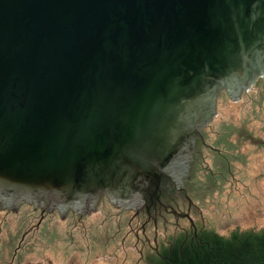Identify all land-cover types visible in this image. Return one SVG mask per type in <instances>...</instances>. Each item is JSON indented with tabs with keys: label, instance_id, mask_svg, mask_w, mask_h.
<instances>
[{
	"label": "water",
	"instance_id": "water-1",
	"mask_svg": "<svg viewBox=\"0 0 264 264\" xmlns=\"http://www.w3.org/2000/svg\"><path fill=\"white\" fill-rule=\"evenodd\" d=\"M258 74L264 0H0V206L162 205Z\"/></svg>",
	"mask_w": 264,
	"mask_h": 264
},
{
	"label": "rangeland",
	"instance_id": "rangeland-1",
	"mask_svg": "<svg viewBox=\"0 0 264 264\" xmlns=\"http://www.w3.org/2000/svg\"><path fill=\"white\" fill-rule=\"evenodd\" d=\"M244 91L233 102L218 97L203 136L218 148L219 165L204 150L207 163L193 167L188 189L198 207L190 211L194 222L222 236L264 225V76ZM207 168L212 179L205 178ZM94 208L65 216L50 213L35 227L37 212L29 204L0 207V264H145L146 240L130 209L118 210L107 201ZM161 228L157 239L164 235ZM145 235L151 243L150 226Z\"/></svg>",
	"mask_w": 264,
	"mask_h": 264
},
{
	"label": "flooded vegetation",
	"instance_id": "flooded-vegetation-1",
	"mask_svg": "<svg viewBox=\"0 0 264 264\" xmlns=\"http://www.w3.org/2000/svg\"><path fill=\"white\" fill-rule=\"evenodd\" d=\"M259 74L243 89V91L238 95L237 99H239L242 96V94H244L245 92L244 90L247 89L251 84L254 85L260 76L262 77L264 76V74L262 75H259ZM221 94L226 96L224 91L222 90H220L217 93L216 100H215V112H216L217 99L218 97H220ZM211 119L209 121H211ZM216 141L219 143V139ZM204 150L211 151L213 161L216 158L215 163L218 160H220L217 157V155L220 154L218 148L210 146L209 144L207 145L204 142V136H203L198 152L195 155L192 163L190 164L187 170V173L184 175L182 179L183 189L181 191L171 196L162 205H157L153 208H146V209L145 208H138V209L129 208L130 210L128 212H130V219L132 220L134 219L136 221L137 229L140 230L141 234L144 236L146 240L147 245L145 248H146V252L148 253L147 255L158 254L164 248H167L168 250H170L172 248V243L178 238H182L183 241L188 239L189 242L191 243L197 240L196 237L198 233H200L202 230H205L203 229V227H201L202 225L198 226L197 223L194 222L193 217L190 215V211L192 210L196 211L198 207L192 201L191 197L188 195V189H190V184H192L190 183V180H191V174H192L191 171L193 170V167L197 164L206 165L207 163V161H205V156L207 154L206 153L204 154ZM218 162L217 164L219 165ZM207 169H208V174L207 176L205 175V178L212 179L213 173L210 168H207ZM107 202L114 203L115 205H117L118 210L122 211L123 209H128V208H125L123 204H118L116 202H111V201H107ZM96 203H98V201ZM0 207L3 209H8L7 207H4V206H0ZM30 207L34 211L37 212V219L34 224L35 227H37L38 224L41 222V220H43L50 213H55L59 216H65L67 213L74 212L70 208H66L61 211L55 208L52 211L48 212V211L42 210L39 206H33L30 204ZM170 218L173 220L172 222L170 221ZM179 219L184 220L185 223L180 224L178 221ZM147 226H150L152 229L151 243L149 241V238L146 237L145 235V230ZM158 226H161L162 231H164L163 232L164 235L159 239H157ZM170 226L174 227V230L168 233L167 227H170ZM145 257L146 256L142 258V261L143 263L145 262V264H147Z\"/></svg>",
	"mask_w": 264,
	"mask_h": 264
},
{
	"label": "trees",
	"instance_id": "trees-1",
	"mask_svg": "<svg viewBox=\"0 0 264 264\" xmlns=\"http://www.w3.org/2000/svg\"><path fill=\"white\" fill-rule=\"evenodd\" d=\"M196 239L190 243L178 238L170 250L146 255V263L264 264V225L258 230L231 231L227 236L202 230Z\"/></svg>",
	"mask_w": 264,
	"mask_h": 264
}]
</instances>
